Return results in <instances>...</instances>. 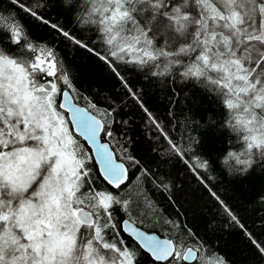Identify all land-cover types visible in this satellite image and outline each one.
<instances>
[{
	"label": "snow or ice",
	"instance_id": "snow-or-ice-1",
	"mask_svg": "<svg viewBox=\"0 0 264 264\" xmlns=\"http://www.w3.org/2000/svg\"><path fill=\"white\" fill-rule=\"evenodd\" d=\"M9 2L11 11L0 9V264H141V253L152 264H226L186 227L177 225L186 240L162 238L132 218L135 181L154 184L169 203H178L175 182L133 154L131 140L114 128L128 123L117 118V101L101 112L80 95L55 41H34L21 13L101 60L144 113L163 154L185 163L239 235L264 256V235L249 230L209 190V160L188 154L199 140L188 137L182 144L169 130L172 121L162 123L121 73V65H131L213 93L223 111L212 123L229 134L222 163L238 175L264 165V0H83L76 20L81 31L95 30L103 52L51 18L52 0ZM79 137L95 146L94 154Z\"/></svg>",
	"mask_w": 264,
	"mask_h": 264
},
{
	"label": "trees",
	"instance_id": "trees-1",
	"mask_svg": "<svg viewBox=\"0 0 264 264\" xmlns=\"http://www.w3.org/2000/svg\"><path fill=\"white\" fill-rule=\"evenodd\" d=\"M83 7V0H71L66 6L62 0H52L48 13L53 20L58 19L60 23L76 31L78 36L82 35L92 41L93 46L103 52L104 45L97 38L95 30L81 31L84 25H80L76 20ZM0 9L6 14L11 11L9 0H0ZM21 15L24 16L27 30L34 41L41 44L55 41V46L64 59L65 67L74 78L80 95L97 103L101 112L109 106L110 100L117 101L116 108L120 109L117 118L128 123L127 126L114 125L115 130L131 140L133 154L143 163L155 171L167 173L175 182L176 189L179 190L175 197L178 203H169L171 197L165 199L168 194H162L154 184L135 181L133 189L137 197L130 205L132 218L137 222L142 221L141 225L171 238L180 235L186 240L187 236L177 225L186 227L198 233L206 241V249L222 256L226 264H264V256L258 254L246 239L239 235V229L228 222L216 202L209 197L208 191H205V187L185 167V163L175 156L163 154V148L152 138L146 127L144 113L137 103L126 95L120 81L109 68L95 55L67 45L50 29L32 21L23 13ZM121 73L140 93L143 104L159 117L162 123L172 121L169 130L180 138L182 144L188 137L199 140V144H193L188 154L191 155L192 151H195L209 160L210 167L205 173L211 181L209 190L216 191L241 221L246 223L249 230L255 231L257 235H264V200L261 199L264 197V165L257 163L248 173L238 175L230 172L222 163L223 153L230 147L229 134L212 123L222 118L223 111L215 95L196 83L152 77L147 69L141 71L131 65H121ZM85 102L79 101L81 104ZM177 126L179 132L176 131ZM182 133L184 135H181ZM78 139L88 147L83 139ZM116 143L117 141H113V144ZM158 154L161 157L159 159ZM141 192L146 194V199L139 195ZM115 214L120 219L125 217L119 208ZM170 220L176 224H168ZM201 254L204 256L205 251L201 250ZM140 260L141 264H152L147 254L141 253Z\"/></svg>",
	"mask_w": 264,
	"mask_h": 264
},
{
	"label": "bare ground",
	"instance_id": "bare-ground-1",
	"mask_svg": "<svg viewBox=\"0 0 264 264\" xmlns=\"http://www.w3.org/2000/svg\"><path fill=\"white\" fill-rule=\"evenodd\" d=\"M84 104H81L80 103V106H83ZM86 143V142H85ZM88 145V144H87ZM88 147H89V145H88ZM90 148V147H89ZM92 149V148H91ZM118 149V151L120 150L119 148H117ZM129 210H130V208H129ZM131 212V211H130ZM125 217H123L122 219H124ZM140 222V221H139ZM141 227L143 228V229H146V230H148L149 232H156L157 234H159L162 238H171L170 236H168V235H165V234H162V233H160L159 231H157V230H154V229H152V228H149V227H146V226H144V225H141ZM189 246H191V245H189ZM200 255L202 256V254L200 253ZM185 264H191V262H185Z\"/></svg>",
	"mask_w": 264,
	"mask_h": 264
},
{
	"label": "water",
	"instance_id": "water-1",
	"mask_svg": "<svg viewBox=\"0 0 264 264\" xmlns=\"http://www.w3.org/2000/svg\"><path fill=\"white\" fill-rule=\"evenodd\" d=\"M82 138V137H81ZM83 139V138H82ZM101 139L103 140V136L101 137ZM88 145H89V147L90 148H92V150H93V154H94V149H95V146L94 145H91V144H89V143H87Z\"/></svg>",
	"mask_w": 264,
	"mask_h": 264
}]
</instances>
